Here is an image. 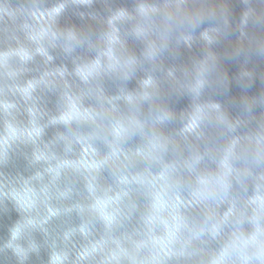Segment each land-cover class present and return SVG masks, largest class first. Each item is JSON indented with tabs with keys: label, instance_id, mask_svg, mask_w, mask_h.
Listing matches in <instances>:
<instances>
[{
	"label": "water",
	"instance_id": "obj_1",
	"mask_svg": "<svg viewBox=\"0 0 264 264\" xmlns=\"http://www.w3.org/2000/svg\"><path fill=\"white\" fill-rule=\"evenodd\" d=\"M0 264H264V0H0Z\"/></svg>",
	"mask_w": 264,
	"mask_h": 264
}]
</instances>
